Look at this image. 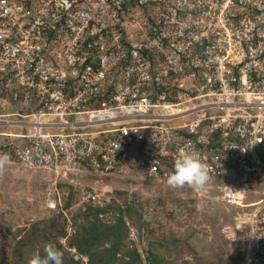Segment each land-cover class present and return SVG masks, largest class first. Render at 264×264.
<instances>
[{
  "label": "built area",
  "instance_id": "1",
  "mask_svg": "<svg viewBox=\"0 0 264 264\" xmlns=\"http://www.w3.org/2000/svg\"><path fill=\"white\" fill-rule=\"evenodd\" d=\"M186 145L239 264H264V0H0V156L48 173L46 200L80 167L169 186Z\"/></svg>",
  "mask_w": 264,
  "mask_h": 264
},
{
  "label": "rangeland",
  "instance_id": "2",
  "mask_svg": "<svg viewBox=\"0 0 264 264\" xmlns=\"http://www.w3.org/2000/svg\"><path fill=\"white\" fill-rule=\"evenodd\" d=\"M8 109L21 111L13 105ZM6 165L0 164L1 224L14 232L19 226L28 227L32 221L60 212V207H48L53 200L47 202L44 198L48 173L13 161L7 167L9 170H3ZM57 183L62 206L68 196L67 186L72 185L76 192L75 201L68 210L64 209L65 217V213L73 216L78 208L84 209L85 202L92 200L86 198L89 193L98 195L97 201H93L98 204L132 199L133 208L148 224L138 227L141 220L136 215L126 219L129 226L126 242L139 250L143 264H149L150 254L161 264H239L233 245L221 230L228 220L230 206L217 198L213 190L174 189L154 183L140 170L127 176H106L85 167L69 172ZM113 214L110 211L100 218L113 220ZM80 222L81 218L75 220L76 229ZM5 239L6 233L1 232L0 248ZM0 260L4 261L1 255Z\"/></svg>",
  "mask_w": 264,
  "mask_h": 264
},
{
  "label": "trees",
  "instance_id": "3",
  "mask_svg": "<svg viewBox=\"0 0 264 264\" xmlns=\"http://www.w3.org/2000/svg\"><path fill=\"white\" fill-rule=\"evenodd\" d=\"M67 188L68 196L59 209L60 212L32 221L28 227L19 226L14 232L6 224L0 223V233H6V239L0 248L4 261L0 260V264H29L34 252L39 251L44 255L43 249L48 244L62 251L64 264H81V256L84 255L88 259L87 264H143L139 250L128 246L126 242L129 233L126 219H132L134 215L140 220L142 218L141 213L133 208L132 199H124L123 203L113 200L103 204L87 200L84 209L78 208L71 216L75 228V220L81 218V222L76 224V232L67 236L65 243L61 242L60 239L66 235L67 221L63 210L69 209L75 201L76 193L72 185ZM184 189L190 191L188 188ZM110 211H114L113 220L104 221L100 218ZM140 224L138 223V227L147 226L148 222L141 220ZM70 248H75L76 251L73 252ZM75 254L79 255V259H74ZM147 257L150 259L149 264H161L153 254Z\"/></svg>",
  "mask_w": 264,
  "mask_h": 264
},
{
  "label": "clouds",
  "instance_id": "4",
  "mask_svg": "<svg viewBox=\"0 0 264 264\" xmlns=\"http://www.w3.org/2000/svg\"><path fill=\"white\" fill-rule=\"evenodd\" d=\"M238 131H240L241 135H243L242 129H238ZM3 157H7V159L12 158L10 160L8 159L9 162L13 161V163L14 162L18 163L15 159H13L12 156H3ZM209 179L210 178L208 175L207 168L202 163L199 152L196 149L186 145L185 147L181 148L178 151V155L174 160L173 170L167 176V184L173 188H180V187H183L185 185H188V186H191L197 190L202 191L207 186ZM189 190H191V189H189ZM50 200H53L51 202L55 203V200L52 198H50L46 201L48 202ZM48 207H50L51 209L57 208L58 207L57 202H56V207H53L52 205H50ZM229 218H230V216H228V219ZM72 224H73V222H72ZM67 226H68V222L66 221V226H65L66 235L60 239V241L63 243L66 242L67 236L73 234V233L68 234ZM76 230L77 229L75 228V232H76ZM234 248H235V246L233 245V250L237 254L236 258L240 261L241 257ZM72 249L73 248H70V250H72ZM43 251H44L43 256L40 254L39 251L34 252L30 258L29 264H64L63 253H62V251L57 249L55 246L48 244L44 247ZM83 257L87 259V257L85 255L81 256L82 262H83ZM87 260H86V263H87Z\"/></svg>",
  "mask_w": 264,
  "mask_h": 264
},
{
  "label": "crops",
  "instance_id": "5",
  "mask_svg": "<svg viewBox=\"0 0 264 264\" xmlns=\"http://www.w3.org/2000/svg\"><path fill=\"white\" fill-rule=\"evenodd\" d=\"M9 128H10V129H9ZM15 128H17L18 131L14 130ZM6 129H7V130H11V131H15V132H27V131H31V130H32V128H28V129H25V128H24V129H23V128H19V127H12V128H11V127H8V128L6 127ZM0 159H1V160H0V164H3V165H6V164H7V165H6V168L9 167V166H11V165H9V163H10V162H9V160H10L9 158H8V159H9V160H8L7 157H3V158H2V157L0 156ZM11 162H12V161H11ZM9 169H10V168H9ZM9 169L7 168V169H3V170H9ZM6 177H7V176H6ZM6 177H3V179H5ZM8 178H9V177H7V179H8Z\"/></svg>",
  "mask_w": 264,
  "mask_h": 264
}]
</instances>
